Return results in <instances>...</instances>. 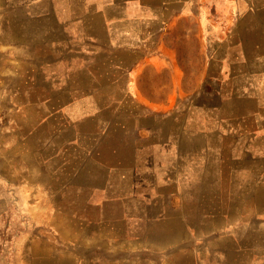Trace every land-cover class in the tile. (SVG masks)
<instances>
[{
  "label": "crops",
  "instance_id": "0c3cea01",
  "mask_svg": "<svg viewBox=\"0 0 264 264\" xmlns=\"http://www.w3.org/2000/svg\"><path fill=\"white\" fill-rule=\"evenodd\" d=\"M8 218L0 260L73 219L94 264H264V0H0Z\"/></svg>",
  "mask_w": 264,
  "mask_h": 264
},
{
  "label": "rangeland",
  "instance_id": "374dc122",
  "mask_svg": "<svg viewBox=\"0 0 264 264\" xmlns=\"http://www.w3.org/2000/svg\"><path fill=\"white\" fill-rule=\"evenodd\" d=\"M67 207L69 213L75 211L74 206ZM12 224L10 218L0 220V232L3 230L1 244L10 243L9 231ZM14 224L15 229H21L16 221ZM50 224L57 226L56 221H50ZM69 224L71 228L65 229L66 234L61 240L53 235L51 229L43 235L21 238L18 242L19 251L12 257L4 253L0 264H94V227H84L83 223V228L79 229L82 227L80 222L73 219Z\"/></svg>",
  "mask_w": 264,
  "mask_h": 264
}]
</instances>
